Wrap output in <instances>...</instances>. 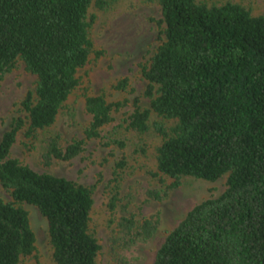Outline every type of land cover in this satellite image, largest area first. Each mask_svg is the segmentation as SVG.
<instances>
[{
    "label": "trees",
    "instance_id": "obj_1",
    "mask_svg": "<svg viewBox=\"0 0 264 264\" xmlns=\"http://www.w3.org/2000/svg\"><path fill=\"white\" fill-rule=\"evenodd\" d=\"M158 2L162 36L141 64L149 106L134 98L127 117L135 132L153 130L162 137L151 172L161 186L146 189V199H164L184 176L227 178L219 195L195 204L167 233L153 264H264V16L235 2ZM91 4L102 7L103 1L0 0V76L19 59L36 77L20 102L26 117H14L0 137V185L12 197L0 196V264H18L35 251V234L20 202L34 205L45 218L55 264H98L100 244L89 231L91 188L10 156L22 131L25 146L37 149L43 166L69 160L124 105L102 94L86 95L90 120L82 138L63 146L57 134L41 136L78 85L77 71L92 51ZM126 86L122 78L114 87ZM152 112L173 124L151 121ZM107 207L119 213L112 247L130 249L161 225L159 210L138 218L116 191Z\"/></svg>",
    "mask_w": 264,
    "mask_h": 264
},
{
    "label": "rangeland",
    "instance_id": "obj_2",
    "mask_svg": "<svg viewBox=\"0 0 264 264\" xmlns=\"http://www.w3.org/2000/svg\"><path fill=\"white\" fill-rule=\"evenodd\" d=\"M102 7L91 4L88 9L89 36L92 51L87 62L78 69V85L71 91L56 116L54 123L43 129L41 136L57 134L61 145L74 138H82L90 115L84 109L86 95L102 94L109 102L121 101L124 105L112 112V120L100 129V136L87 139L84 149L69 160H54L43 166L37 149L25 146L22 131L13 143L10 156L29 165L38 172H47L71 179L92 190L93 205L90 212L89 231L97 239L100 249L98 264H153L155 254L167 233L200 201L219 195L226 188L227 175L214 181L184 176L180 185L169 190L160 201L147 200L145 190L160 187L156 177V149L162 137L153 130L139 134L127 126V117L133 110L134 98L141 107L149 106L143 95L146 85L141 74V64L149 61L160 43L161 18L158 0H102ZM207 4L239 3L253 15L264 16V0H198ZM127 79L125 89L114 86ZM35 75L17 60L15 65L0 76V137L16 116L26 117L20 102L32 91ZM151 121L162 120L169 127L174 120L161 119L151 113ZM122 143V145H120ZM122 161V165H117ZM165 183L170 182L165 177ZM116 191L120 202L127 204L129 212L140 218L155 210L160 211L161 225L145 242L130 249L112 247L111 229L118 211L113 214L107 207L111 194ZM0 196L12 197L0 185ZM19 205L28 212L30 226L35 234V251L18 264H55L49 242L47 222L37 207L26 202Z\"/></svg>",
    "mask_w": 264,
    "mask_h": 264
}]
</instances>
